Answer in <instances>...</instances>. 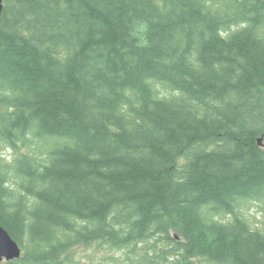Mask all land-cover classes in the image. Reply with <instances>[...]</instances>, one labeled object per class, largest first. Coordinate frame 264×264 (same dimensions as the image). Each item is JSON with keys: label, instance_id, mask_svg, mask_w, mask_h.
Returning a JSON list of instances; mask_svg holds the SVG:
<instances>
[{"label": "trees", "instance_id": "trees-1", "mask_svg": "<svg viewBox=\"0 0 264 264\" xmlns=\"http://www.w3.org/2000/svg\"><path fill=\"white\" fill-rule=\"evenodd\" d=\"M248 203L264 212V0H4V264H264Z\"/></svg>", "mask_w": 264, "mask_h": 264}, {"label": "rangeland", "instance_id": "rangeland-1", "mask_svg": "<svg viewBox=\"0 0 264 264\" xmlns=\"http://www.w3.org/2000/svg\"><path fill=\"white\" fill-rule=\"evenodd\" d=\"M158 90L160 91L162 96H174L173 92L168 91L161 85H159ZM1 154L5 157L7 161H9L13 155L12 151L9 149H3ZM242 215L249 222L252 228L259 230L264 229V212L261 210V206L259 204L248 203L242 209ZM71 254V257L74 261L73 264H115L114 262L103 258L104 256L106 257V255L108 254L105 250L96 249L94 247H92L91 249H82L79 247L74 250ZM110 255H113L114 258L119 259L118 257L120 255V252H111ZM0 264H4V262Z\"/></svg>", "mask_w": 264, "mask_h": 264}, {"label": "water", "instance_id": "water-1", "mask_svg": "<svg viewBox=\"0 0 264 264\" xmlns=\"http://www.w3.org/2000/svg\"><path fill=\"white\" fill-rule=\"evenodd\" d=\"M3 0H0V15L2 12ZM21 250L9 234L0 226V261L5 258L7 261L19 258Z\"/></svg>", "mask_w": 264, "mask_h": 264}]
</instances>
